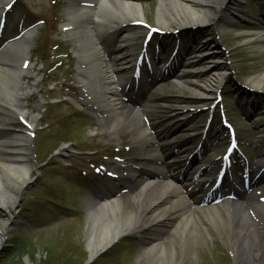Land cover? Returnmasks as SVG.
Returning a JSON list of instances; mask_svg holds the SVG:
<instances>
[{"label": "rangeland", "instance_id": "1", "mask_svg": "<svg viewBox=\"0 0 264 264\" xmlns=\"http://www.w3.org/2000/svg\"><path fill=\"white\" fill-rule=\"evenodd\" d=\"M80 1L15 0L5 12L7 21L0 29V42L21 35L28 27L36 28L28 53L36 72L24 76V86L30 91L22 102L28 119L39 111L41 116L28 150L20 151L34 167L30 180L36 176L35 181L26 185L14 206L8 205L11 215L0 207V224L7 223L0 232V264H138L141 248L151 240L179 241L176 234L180 231L173 229L172 216L178 220L174 225L184 226L185 218L180 216L185 210L194 216V201L201 205L208 201L210 205L222 201L232 185L242 189V180L253 170L245 160L256 163L264 158V86L251 83L264 74V31H259L264 27V0H215L220 9L212 10L205 21H188L179 27L167 17L169 29L158 22L159 1L140 0L143 24H126L112 32L102 24L95 27V31L107 33L105 47L115 77L121 82V98L128 101L127 105L147 106L140 120H125L111 135L106 127L112 116L87 100L79 86L83 59L76 54L78 45L61 31L69 21L67 8ZM144 22L160 32L147 39L149 28ZM158 33H164L159 49ZM125 35L129 36L125 42L128 51L114 53ZM53 36L64 43L53 41ZM179 40V54H185L180 60L176 58L179 69L164 74ZM157 50L161 54L158 64L154 63ZM142 53L153 54L155 70L160 74L151 79L154 86L144 82L137 90H129L133 72L124 62H130L129 66ZM220 72L225 76L216 87L213 75ZM211 84L208 94L203 93ZM60 101L61 105L57 103ZM224 116L236 128L234 146L220 127ZM144 128H149L156 139L147 142ZM24 132L23 123L16 118L1 130L7 136ZM62 147L66 151L60 152ZM224 159L236 161L231 165L233 179L225 178L219 185L215 177ZM129 169L135 175L126 176ZM160 170L180 186L179 191L188 199L185 206L175 190L158 183ZM80 172L87 181L81 179ZM148 175L156 176L154 181L158 182L146 189L145 199L167 195V205L147 215L151 226L127 231L91 261L85 236L91 200L109 192L125 206L132 205L130 194L136 179L141 181ZM255 188L261 190L258 197L264 199V185L242 190L249 193ZM237 191V200L243 201L247 194ZM256 199L248 205L260 213ZM99 214L111 213L102 209ZM195 221L197 232L174 244L169 260L176 264H264L255 254L245 262L233 258L232 242L240 231L233 235L220 223Z\"/></svg>", "mask_w": 264, "mask_h": 264}, {"label": "bare ground", "instance_id": "2", "mask_svg": "<svg viewBox=\"0 0 264 264\" xmlns=\"http://www.w3.org/2000/svg\"><path fill=\"white\" fill-rule=\"evenodd\" d=\"M138 1L81 0L74 6L71 4L67 9L69 21L66 24L68 26L66 34L77 43V56L83 59V66L79 67L78 81L81 86L86 88L87 95L92 97V103L112 116V122L106 127L110 135L115 134L125 120H140V116L147 110V106L127 105L126 101L122 100L118 89L121 84L115 77L113 61L108 59L105 48L106 38L104 40V35L107 33L102 30L95 31V27L100 28L102 24L104 28L116 31L124 29L123 27L131 20L134 22L144 21L142 4ZM3 3V0H0V13ZM219 9L220 4L215 0H159L158 22L169 29L170 22L167 17H170L180 27L188 21L189 24H194V21L203 22L212 13V10L217 12ZM33 35L34 30L30 29L20 38L8 41L0 50V207L4 208L9 215L11 214L8 211V205L16 204L19 195L28 184L30 172L34 168L20 151L28 150L30 133L38 125L41 116L39 111L35 114L32 113L28 119L26 117L27 109L22 102V99L30 91L25 88L23 79L24 76H29L32 73L28 67L27 54ZM128 37L127 35L121 42L122 44L117 49L118 52L128 51V45L125 44ZM224 76L225 72L213 75L214 86L217 87L221 84ZM251 83L258 88L264 86V74L252 79ZM211 87H213L212 84L207 86V89L204 88L202 92L208 94V88ZM40 101L41 98L38 96V102L40 103ZM15 118L24 119L27 123L26 130L29 132L11 136L1 133L5 123ZM148 131L149 128H144L142 132L145 140L150 142L156 139ZM64 151H66L65 147L60 150V152ZM259 162L264 166V158ZM259 171L257 172L259 175L254 178L255 184L264 178V168L261 172ZM162 172L163 170L158 172L161 181L157 182L168 189L175 190L180 198V204L185 206L188 199L179 191L180 186H177L167 174ZM127 174L135 175L132 169L128 170ZM155 177L148 175L141 181L136 179V188L130 194L132 205L125 206L121 199L115 198L109 192L91 200L85 233L90 259L108 249L118 237L127 231L151 226L148 224L150 219L147 215L158 212L159 209L167 205L165 201L169 199V196L163 194L154 199H145L146 189L153 183H157L154 181ZM233 190L236 191L237 188L231 187L230 191ZM259 193L258 188L251 190L247 195L243 193L246 195L243 201L234 199L233 195L229 193L230 195H227L218 204L200 205L201 202L197 201H194V205L190 203L193 205L194 216L187 214L189 210H185L180 216L185 218L184 226L174 225L177 219L172 216L175 218L172 224L173 229L180 231L179 234H176L179 241L175 240L173 243L172 240L166 241L160 238L151 240L141 248L138 264H145L147 261H155L159 264H176L175 260L168 259V254L174 244H179L183 238L186 239L188 234L197 232L195 218L202 224L220 223L233 235L237 231L241 232L240 236L236 235L232 242L235 253L233 258L236 260L245 262L251 258L252 254H255L257 258L264 259V201L256 199ZM254 199L258 200L260 213L249 208L248 201ZM141 200L144 204H141ZM102 209L109 210L111 214H99V210ZM6 225V222L0 224V232L5 231ZM245 230H250L251 233L248 234ZM2 242L0 239V246Z\"/></svg>", "mask_w": 264, "mask_h": 264}]
</instances>
